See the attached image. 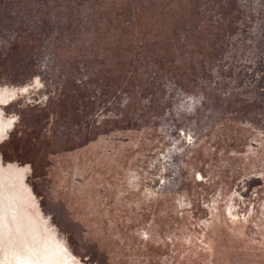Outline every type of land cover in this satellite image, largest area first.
I'll return each mask as SVG.
<instances>
[{
    "label": "rangeland",
    "instance_id": "1",
    "mask_svg": "<svg viewBox=\"0 0 264 264\" xmlns=\"http://www.w3.org/2000/svg\"><path fill=\"white\" fill-rule=\"evenodd\" d=\"M0 264H264V0H0Z\"/></svg>",
    "mask_w": 264,
    "mask_h": 264
},
{
    "label": "bare ground",
    "instance_id": "2",
    "mask_svg": "<svg viewBox=\"0 0 264 264\" xmlns=\"http://www.w3.org/2000/svg\"><path fill=\"white\" fill-rule=\"evenodd\" d=\"M5 218V217H4Z\"/></svg>",
    "mask_w": 264,
    "mask_h": 264
}]
</instances>
